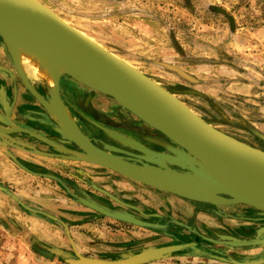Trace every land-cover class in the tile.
<instances>
[{
	"label": "rangeland",
	"instance_id": "1",
	"mask_svg": "<svg viewBox=\"0 0 264 264\" xmlns=\"http://www.w3.org/2000/svg\"><path fill=\"white\" fill-rule=\"evenodd\" d=\"M39 1L116 55L123 59H129L131 64L147 71L158 83L175 93L193 111L218 129L244 142L264 148L262 139L256 134V131L264 134V111H258L262 110L264 98L257 99L255 101L256 104H253V100H249L250 97L248 95H245V100L239 99L235 96L237 94L233 92V89L229 87H233L234 81L242 83L245 80L244 84H246L247 80L251 78L249 76L251 72L242 69L247 73L246 78L242 74L239 80L227 78L224 81L215 82V78H211L213 74L203 73L202 79L198 72H194L195 69L186 66L185 63L180 61L187 59L197 63L200 56L183 53L181 46L194 51L198 47L202 48L203 35L209 33L207 35L211 41L216 38L214 30L203 31V24L207 23L211 26L223 23V19H217L215 18L216 16L211 14H203V8L207 1L217 4L219 7L223 4L230 12L234 11V14L238 12L236 17L242 14H250V16L256 14L259 17L264 12V0ZM223 35L225 36V33ZM0 41L3 42L1 37ZM187 44L193 48L188 47ZM212 46L216 48V46ZM153 47L156 49H154L156 54L152 53ZM166 47H172L174 56L168 55L169 52L164 49ZM157 50H163L166 53H161L162 51L158 52ZM157 58L170 62L174 61V64L177 59L179 60L177 64L181 65L182 68L179 67V71L175 72L171 68H166L162 65L155 67L154 65L158 62ZM164 64L169 66L167 63ZM27 65L25 62L23 63L26 73L31 76L33 81L43 82L42 79L32 74ZM230 65V63H226L223 68H230ZM69 79L71 80L68 83L70 85L63 78L61 98L67 103L65 106L67 105L66 108L69 114L80 130L84 134L91 135L92 130L90 131V128L85 123L86 120L82 122L81 116H78L79 107L84 102V95L80 88L85 86L74 79L72 80L71 77ZM260 80L258 82L263 86L261 90L264 91L263 77ZM232 99L233 101L234 99H239L240 102L234 101V106L230 102ZM28 101L32 106H36L32 99L28 98ZM116 104L113 99L98 92L91 101V106L95 110L104 112L110 120L118 122L113 113V107ZM12 123L26 126L25 124L29 122L28 120L16 118V121ZM13 124L11 127H14ZM18 133L16 136L11 134L16 141L22 143L25 140L31 141V139L23 137L26 133ZM35 141V145L34 142L30 143L32 148L21 147L13 142L7 143L5 147L9 149L8 152H12L13 156L24 154L22 152L24 149L26 156L22 157V159L28 160V158H31L35 164L43 166L42 169H46L48 172L45 178L34 175H31V177L33 183L42 184V190L46 192L50 201V207L47 208L49 221L53 217L58 219V222H55V220L54 222H48V228L52 229L53 232L57 231L61 239H58L57 246L50 243V241L43 243L47 245V248L46 246L44 247L45 249L43 248L47 253H40L43 257L52 258L54 256L57 264H73L74 262L85 264L82 262L84 258L89 260H117L118 258L134 254L141 248L146 249L166 244L169 246L180 244L179 246L181 247L186 244L185 241L189 240L187 236L190 234L183 228L176 227L173 224L184 225L185 221H190L194 225L193 230L196 233V235L191 234L193 237L199 238V233H206L215 242L221 239L229 241L228 236H231L232 232H234L233 236L236 238L239 236V238L230 243L239 248L225 247V252L229 254L239 251L251 252L260 257L257 258L258 262L256 264H264V261H261V259H264V256L261 257L262 249L259 247L261 244L237 245L244 241L264 239V214L257 210L249 207L248 209L247 206L244 207L242 205L217 207L208 203L186 199L182 196L130 180L103 167L67 159L65 157L67 155L56 150V152H48L53 155L51 157L49 155L48 157L41 154L36 155L38 153H35V150L44 151L45 146L46 148L53 147L37 138ZM142 141H146L145 138ZM126 143L127 146L131 147L132 144L130 142ZM132 146L134 147V145ZM171 164L172 166L167 168L156 165V163H146L145 165L174 169L191 174L187 169L175 167L174 165L176 164ZM35 186L33 185V187ZM36 187L39 189L40 186ZM72 193L82 198L89 197L90 201L108 209L128 212L127 210L132 208L137 215L144 212L154 214L156 217H165L168 220H164V223H161L151 219H141L146 222L163 225L164 228L162 229L124 222L86 207ZM253 214L259 215L263 220H247L248 218L252 219ZM166 225L169 226L168 229ZM242 226H251L253 230L247 234L241 229ZM218 235H224L228 239L220 238ZM215 242H208L205 245L211 246L212 254L210 256L213 257L215 256V250H219L221 247ZM35 245L38 246L36 243ZM202 245L204 246V242L203 244L201 242ZM193 257H184L178 251H171L169 257L155 258L144 264H189L190 260L203 262V258H200V256ZM235 262L244 264L238 260H235Z\"/></svg>",
	"mask_w": 264,
	"mask_h": 264
},
{
	"label": "water",
	"instance_id": "2",
	"mask_svg": "<svg viewBox=\"0 0 264 264\" xmlns=\"http://www.w3.org/2000/svg\"><path fill=\"white\" fill-rule=\"evenodd\" d=\"M9 35H18L40 43L45 51L54 50L67 56L86 66L89 72L83 75H75L68 71L60 74L53 91L47 88L48 101L25 76L19 58L21 52L15 53L9 46ZM0 37L26 89L48 114L46 124L51 125L59 134L63 144L76 145L80 151L71 150L27 128L11 127L13 123L9 117L0 119L4 124L0 125V145L5 146L13 142L21 147L32 148L30 144L24 145L25 143L18 142L11 136L18 132L28 133L54 150L67 155L65 156L67 159L103 167L130 180L186 199L217 207L242 205L264 214V150L218 129L193 111L175 93L65 21L39 0H0ZM31 53L38 57L37 54ZM45 63L49 67L53 66L50 60L46 59ZM64 75L112 98L132 116L182 149L187 156L176 158L134 145L144 153L182 166L191 174L151 165H137L92 144L75 123L61 98L59 83ZM54 104L63 113L66 130L59 127L58 119L50 112V107ZM92 114L99 118L98 114L94 112ZM256 134L264 139L261 132L256 131ZM35 153L53 156L39 150H35ZM10 156L13 157L11 153ZM196 164L201 168L196 167ZM72 195L86 207L111 218L140 226L164 228L163 225L143 221L130 213L109 210L93 201L73 193ZM220 238L228 239L223 236ZM253 244L264 246V239H253L237 245ZM175 250L178 248L151 247L117 260L84 258L82 262L140 264L155 258L169 257L171 251Z\"/></svg>",
	"mask_w": 264,
	"mask_h": 264
},
{
	"label": "crops",
	"instance_id": "3",
	"mask_svg": "<svg viewBox=\"0 0 264 264\" xmlns=\"http://www.w3.org/2000/svg\"><path fill=\"white\" fill-rule=\"evenodd\" d=\"M205 13L207 15L211 14L216 16L215 18L217 19H223V23L221 24L211 26L207 23L203 24V31H215V40H209V36L207 35L209 33H207L203 35V47H198L199 51L195 47L194 49L196 50L194 51L189 50L185 46H181L184 51L183 53L199 55L200 58H198L197 63H193L187 59L180 61L185 63L186 66L195 69L194 72H198L202 79L203 73L213 74L211 78H215V82L224 81L227 78L239 80L242 74H244L243 76L246 78L247 73L242 69L250 71L251 74L249 76H251V78L247 80L246 84H244L245 80H243L242 83L234 81L233 87H229L233 89V92L237 94L235 96L239 99L245 100V95H248L250 97L249 100H253V104H256L255 101L257 99L264 98V91L261 90L263 86L258 82L261 81L260 79H262V77L264 79V12L259 17L256 16V14H253V16H250V14H242L236 17L238 12L234 14V11L230 12L223 4L219 7L211 1H207L203 8V14ZM224 33L225 36L223 35ZM212 45L216 46V48ZM188 47L192 46L188 45ZM152 49V53L156 54V49L154 47ZM164 49H167L169 56H174L172 47H166ZM157 51L166 53L163 50ZM157 59L158 62L154 65L155 67L162 65L166 68H171V70L175 72L179 71V67L182 68L181 65L177 64L179 62L177 59L175 60V64L174 61L170 62L161 58ZM125 60L131 63L129 59ZM164 63L169 64V66ZM226 63L231 64L230 68H223ZM137 68L154 79L147 71L140 67ZM191 68L190 70H192ZM4 93L5 96L7 93L9 94V92L5 91ZM239 99H234V101L238 102ZM234 101L232 99L230 102L235 106ZM263 108L264 105L262 106V110L260 109L258 111H264ZM26 111L27 110H20V112L13 115V117H26L25 115L27 114L24 113ZM9 120L13 122L10 118ZM13 126L18 127L19 125L13 124ZM22 127L24 126L22 125ZM27 129L31 128L27 127ZM30 136L32 137V135L26 133L23 137L25 139H30L28 138ZM261 139L264 143V139ZM23 143L26 145L30 144L31 141L25 140ZM5 146H0V264H57V260L54 256L52 257L53 259L51 257L46 258L40 255V253H47L46 250H43L45 246L47 248V245L43 244L45 242L50 241V243L56 246L58 245V239H61L58 232H53L52 229L48 228V222H54V220L58 222V219L53 217L54 219L52 218V220L50 219L51 221H49L47 208L50 207V201L48 200L46 192L42 190V184L38 185V183H33L31 177V175H34L45 178L48 172L46 169H42L43 166L35 164L31 158H28V160L22 159V157L26 156L24 149L22 151L24 154L12 157L10 156L12 152H8L9 149ZM33 185L40 187L38 189V187L35 186V189ZM33 195L35 196L33 197ZM253 215L252 219L247 217V220H263L259 215ZM164 220H168V218L159 217L158 222L164 223ZM166 226L168 229L169 226ZM185 226L189 229L194 228L189 221H187ZM191 233L196 235L194 231ZM198 236L199 238L197 237V239L200 242L198 244L201 245V242L202 244L204 242V246L202 245L203 249L199 252V256L203 258V262L190 260L191 262L189 264H223V259H221L220 256L223 252L219 254L221 251L215 250V256L213 257L210 256L212 252L209 251L211 246H205L206 243L215 242V240H212L206 233H199ZM200 238H203V240H200ZM219 241L220 240L215 243L219 244ZM189 242L192 241H188L190 245L191 243ZM35 243L38 244V246L35 245ZM167 246L169 245L166 244L155 247ZM230 254H238L241 258L246 255H255L245 251ZM193 258H195V256ZM209 258L210 260H208Z\"/></svg>",
	"mask_w": 264,
	"mask_h": 264
},
{
	"label": "flooded vegetation",
	"instance_id": "4",
	"mask_svg": "<svg viewBox=\"0 0 264 264\" xmlns=\"http://www.w3.org/2000/svg\"><path fill=\"white\" fill-rule=\"evenodd\" d=\"M0 119H6L10 118L13 122L16 121V116L13 117V115H16L20 110H27L25 115L26 117L20 118L24 120H28V124H25L23 128H31L29 130L34 131L38 134H41L42 136L58 143L61 145L63 144L61 141V138L59 134L55 132L53 127L50 125L46 124V120L49 119L48 114L44 110L43 106L38 103L32 95L29 93V91L26 89L21 77L19 76L18 72L15 70V66L13 64V60L11 55L7 52L5 48V44H3L2 41H0ZM2 76V77H1ZM27 77L32 84V86L44 97L49 101V96H48V89L46 85L43 82H37L33 81L31 76L27 74ZM68 84L70 83V77L69 76H62L60 79V95H61V90L63 87L64 80ZM72 79V78H71ZM73 80V79H72ZM70 85V84H68ZM80 88V87H79ZM81 92L84 95V102H82L81 107H79V115L81 116V121H85L87 126L90 128V131L92 130L91 135L85 134L89 141L97 146L98 148H101L114 156H117L121 159H124L126 161H129L134 164L138 165H145L146 163H153L156 165H159L161 167H171L172 162L169 160L162 159L157 156L149 155L147 153H144L135 146L133 147L132 145H143L145 147H148L154 152L157 153H162V154H167L176 158H184L187 155L185 152L180 149L178 146L175 144L171 143L169 140H167L165 137L161 136L156 132L155 130L149 128L147 125L139 121L137 118H134V116H131V114L122 108L119 105H115L113 107V113L115 115V119H117L118 122L112 121L107 117V114L104 112H101L99 110H95L91 106V101L94 97V95L97 93L96 91H93L89 88L82 87L80 88ZM5 92L7 95L5 96ZM99 93V92H98ZM101 94V93H99ZM82 95V94H81ZM103 95V94H101ZM106 96V95H103ZM108 97V96H106ZM28 98L32 99L35 103L36 106H32ZM77 100V98L75 97ZM112 99V98H111ZM64 100V99H63ZM65 101V100H64ZM63 101V102H64ZM80 102V100L78 99ZM64 104H67L64 102ZM7 107V108H6ZM67 107V105H66ZM115 111V112H114ZM96 113L99 115V118H96L93 116L92 113ZM123 122V123H122ZM0 125H3L2 122L0 121ZM81 126V125H80ZM22 127V126H20ZM19 133L12 134V136H16ZM31 142H34L35 145V137L30 136ZM145 138L146 141H142ZM38 139V138H37ZM130 142L132 145L131 147L127 146L126 142ZM123 144V145H122ZM71 150H77L80 151V149L76 145H65ZM35 147V146H34ZM257 147V146H255ZM260 148V147H258ZM47 149V150H46ZM264 150L263 148H260ZM56 152L53 148H49L45 146V150L42 152H45L48 154V152ZM32 153V151H30ZM47 156L48 155H44ZM51 157V156H50ZM54 158V157H52ZM181 163H184L183 161H180ZM175 167H181L178 165H174ZM196 167L201 168L200 165L196 164ZM86 200H91L89 197H84ZM98 204V203H97ZM100 205V204H99ZM130 208V207H129ZM131 210H127V213L132 214L134 217L138 219H151L154 221H158L159 217H156L154 214H147V213H140L136 214L132 208ZM121 211V210H119ZM125 212V211H124ZM262 218V217H261ZM177 222V221H176ZM190 222V221H189ZM251 222V221H248ZM187 224V221L184 222L183 224L179 223H174L176 227L183 228L186 232H188L190 235L187 236L191 243L190 245L188 244V241H185L186 244L183 246H179L180 244H176L177 246L171 245V247H177L178 250H175L176 252H180L181 256L187 257V256H199V252L202 251V246L198 243L199 240L197 237L191 236V232L194 231L193 229H189L185 225ZM192 224V223H191ZM183 225V226H182ZM188 226V225H187ZM194 227V225L192 224ZM245 233H250L253 229L251 226H242L241 228ZM233 233L229 237V241L225 240H220L219 245H221L219 251H221L219 254L222 255L221 259L223 264H232L236 263L235 260H241L242 263L244 264H256L257 258H260L256 255H250V256H244V257H239L237 255H230L229 253H226L224 250L225 247H238L231 245L230 242L236 241L238 238L233 236ZM238 233V232H237ZM250 235V234H249ZM224 237V235H218V237ZM257 236V235H256ZM194 238V239H193ZM186 239V240H187ZM193 239V240H191ZM181 240V239H179ZM203 240V238H202ZM193 245V246H191ZM180 247V248H179ZM262 249L261 257L264 256V248L263 245H259ZM151 248V247H149ZM239 248V247H238ZM148 249V248H146ZM145 250L143 248L139 249L136 253ZM212 251V250H209ZM120 259V258H118ZM105 260V259H104ZM244 260V262H243ZM232 261V262H231ZM261 261H264V259H261ZM247 262V263H246ZM145 263V262H144ZM140 263V264H144Z\"/></svg>",
	"mask_w": 264,
	"mask_h": 264
},
{
	"label": "bare ground",
	"instance_id": "5",
	"mask_svg": "<svg viewBox=\"0 0 264 264\" xmlns=\"http://www.w3.org/2000/svg\"><path fill=\"white\" fill-rule=\"evenodd\" d=\"M9 46L13 48L15 53H20L19 56L21 61L22 70L27 77V73L24 69L23 63L28 64L29 70L32 71L33 75H36L39 79H42L47 88L53 91L60 74L68 71L72 74H87L89 71L86 66L81 65V63L71 60V58L58 54L54 50L45 51L40 43L27 40L18 35H9ZM29 50L38 55L35 56ZM41 58V59H40ZM53 62V66L49 67L45 61L46 59ZM28 79V77H27ZM7 108V107H6ZM50 112L52 115L58 119L59 127L66 130L65 120L63 118V113L57 107L56 104L50 107ZM73 133V131L71 132ZM193 246V245H191Z\"/></svg>",
	"mask_w": 264,
	"mask_h": 264
},
{
	"label": "trees",
	"instance_id": "6",
	"mask_svg": "<svg viewBox=\"0 0 264 264\" xmlns=\"http://www.w3.org/2000/svg\"><path fill=\"white\" fill-rule=\"evenodd\" d=\"M83 263H85V262H83ZM73 264H79V263L74 262Z\"/></svg>",
	"mask_w": 264,
	"mask_h": 264
}]
</instances>
